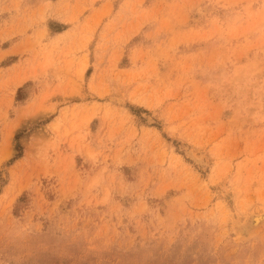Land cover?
Instances as JSON below:
<instances>
[{"label": "rangeland", "instance_id": "1", "mask_svg": "<svg viewBox=\"0 0 264 264\" xmlns=\"http://www.w3.org/2000/svg\"><path fill=\"white\" fill-rule=\"evenodd\" d=\"M0 264H264V0H0Z\"/></svg>", "mask_w": 264, "mask_h": 264}, {"label": "bare ground", "instance_id": "2", "mask_svg": "<svg viewBox=\"0 0 264 264\" xmlns=\"http://www.w3.org/2000/svg\"><path fill=\"white\" fill-rule=\"evenodd\" d=\"M194 155H195V154H194ZM194 159H195L198 163H200V164L202 163V164H203V161H202L201 159H199V158H197V157H194ZM262 215H263V214H262ZM262 218H263V217H262ZM248 220H249V219H248ZM250 220H252V219H250ZM250 220H249V221H250ZM260 221H261V220H260ZM262 221H263V220H262ZM250 222H251V221H250ZM244 223H245V224H244ZM244 223L240 224V225H239V226H240L239 228H240V230L242 229V231L247 229V230H246V232H247V231H248V228H249V230L251 229L249 226H251V224H252L253 222L250 223V225H248L247 222H244ZM262 223H263V222H262ZM255 227H256V228H254V230L251 229L252 233L250 234V236H252V234H254V231L257 232L258 230H260V227H261V226H260V224H259V225L257 224V226H255ZM262 227H263V226H262ZM244 228H246V229H244ZM251 231H249V232H251ZM249 232H248V233H249ZM246 234H247V233H246ZM250 236H249V237H250Z\"/></svg>", "mask_w": 264, "mask_h": 264}, {"label": "trees", "instance_id": "3", "mask_svg": "<svg viewBox=\"0 0 264 264\" xmlns=\"http://www.w3.org/2000/svg\"><path fill=\"white\" fill-rule=\"evenodd\" d=\"M20 133L16 136V141L18 142V140L20 139ZM17 150H18V154L16 155V157H15V159L14 160H16V159H18V158H20L21 156H22V148H21V146L19 145V144H17Z\"/></svg>", "mask_w": 264, "mask_h": 264}, {"label": "crops", "instance_id": "4", "mask_svg": "<svg viewBox=\"0 0 264 264\" xmlns=\"http://www.w3.org/2000/svg\"><path fill=\"white\" fill-rule=\"evenodd\" d=\"M70 28H64L63 31H57L54 32L53 34L55 35L54 37H59L61 35H63L64 33H66Z\"/></svg>", "mask_w": 264, "mask_h": 264}]
</instances>
